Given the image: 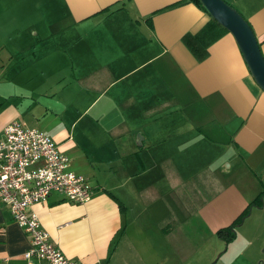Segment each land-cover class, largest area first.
I'll return each instance as SVG.
<instances>
[{
  "label": "crops",
  "instance_id": "crops-1",
  "mask_svg": "<svg viewBox=\"0 0 264 264\" xmlns=\"http://www.w3.org/2000/svg\"><path fill=\"white\" fill-rule=\"evenodd\" d=\"M228 1L264 57V0ZM12 120L88 180L85 203L51 193L28 208L82 264H198L173 241L181 218L201 208L216 233L264 189V92L233 35L190 1L0 0V131ZM254 212L264 196L242 223ZM29 248L0 204V264H45Z\"/></svg>",
  "mask_w": 264,
  "mask_h": 264
},
{
  "label": "built area",
  "instance_id": "built-area-1",
  "mask_svg": "<svg viewBox=\"0 0 264 264\" xmlns=\"http://www.w3.org/2000/svg\"><path fill=\"white\" fill-rule=\"evenodd\" d=\"M51 193L81 204L90 199L92 189L87 178L69 169V158L48 135L18 120L10 121L0 131V204L29 237L24 258L35 257L45 264H82L66 258L38 216L28 210Z\"/></svg>",
  "mask_w": 264,
  "mask_h": 264
},
{
  "label": "rangeland",
  "instance_id": "rangeland-1",
  "mask_svg": "<svg viewBox=\"0 0 264 264\" xmlns=\"http://www.w3.org/2000/svg\"><path fill=\"white\" fill-rule=\"evenodd\" d=\"M9 34V30H6L2 36H8ZM11 92L16 94L20 92V90ZM13 99V102L18 104L24 101L19 95L15 96ZM203 157L206 159L209 158L210 155H204ZM189 162L197 166L194 155L190 156ZM192 182L195 193L203 195V189L200 184L196 183L195 179H192ZM189 197L193 200L190 192ZM209 197L210 196H208V200H210ZM203 200H205V198H203ZM197 205L198 203L191 202L193 210ZM207 205H209L208 202L204 203L202 206L204 207ZM195 212L193 216L189 215L190 212H188L186 218H181L183 223L181 234L179 235L178 232L173 234V241L180 238L193 245V250L188 249V261L193 257L197 260L198 264H239L244 259H247L253 264H264V215L254 212L236 229V238L225 244L223 240L216 236L215 231H213L207 220L203 219L204 216H202L201 208ZM176 215L173 209L170 220L171 226L173 227L175 225L174 219ZM178 217L177 215V218ZM255 227L258 230L253 232L252 228ZM203 240L204 244L201 247ZM248 240H251V243H248Z\"/></svg>",
  "mask_w": 264,
  "mask_h": 264
},
{
  "label": "water",
  "instance_id": "water-1",
  "mask_svg": "<svg viewBox=\"0 0 264 264\" xmlns=\"http://www.w3.org/2000/svg\"><path fill=\"white\" fill-rule=\"evenodd\" d=\"M199 2L214 21L233 35L252 79L264 92V57L246 19L224 0H199Z\"/></svg>",
  "mask_w": 264,
  "mask_h": 264
},
{
  "label": "trees",
  "instance_id": "trees-1",
  "mask_svg": "<svg viewBox=\"0 0 264 264\" xmlns=\"http://www.w3.org/2000/svg\"><path fill=\"white\" fill-rule=\"evenodd\" d=\"M183 1H190L205 11L199 0H183ZM225 2L229 3L233 6L228 0H224ZM206 12V11H205ZM264 196V189L261 191L251 202H249L244 210L227 226L221 227L216 231V236L223 240L226 243L230 242L235 238L236 235V228L243 222V220L249 215L251 208L256 207L259 208L262 206V198Z\"/></svg>",
  "mask_w": 264,
  "mask_h": 264
}]
</instances>
